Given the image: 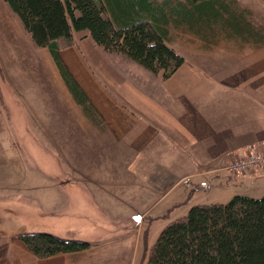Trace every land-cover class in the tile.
Masks as SVG:
<instances>
[{"label": "crops", "instance_id": "0c3cea01", "mask_svg": "<svg viewBox=\"0 0 264 264\" xmlns=\"http://www.w3.org/2000/svg\"><path fill=\"white\" fill-rule=\"evenodd\" d=\"M196 41L174 75L145 84L109 70L89 40L83 52L77 44L59 52L93 112L71 119L66 134L54 126L35 135L55 166L28 168L25 158L18 186L35 197L31 232L93 246L39 259L16 240L20 231H3L0 264H138L149 216L169 218L203 190L221 189L229 200L232 184L264 177V170L225 172L248 145L264 149V39ZM101 68L110 77L95 78ZM53 148L66 152V166ZM5 163L0 157V170Z\"/></svg>", "mask_w": 264, "mask_h": 264}, {"label": "trees", "instance_id": "16d2710c", "mask_svg": "<svg viewBox=\"0 0 264 264\" xmlns=\"http://www.w3.org/2000/svg\"><path fill=\"white\" fill-rule=\"evenodd\" d=\"M35 45L49 50L71 93L86 112L88 99L59 52L87 31L108 54H120L168 79L185 59L167 45L170 28H185L204 40L252 29L233 0H4ZM254 40H263L254 38ZM39 259L77 253L93 245L46 232L16 236ZM147 264H264V196L235 195L228 203L197 204L171 221L151 248Z\"/></svg>", "mask_w": 264, "mask_h": 264}, {"label": "rangeland", "instance_id": "374dc122", "mask_svg": "<svg viewBox=\"0 0 264 264\" xmlns=\"http://www.w3.org/2000/svg\"><path fill=\"white\" fill-rule=\"evenodd\" d=\"M224 1L230 3L232 0ZM233 2L239 10H247L244 16L251 26L252 34L245 36L249 40H254L259 35L264 39V0H233ZM74 34L77 48H81L83 52L84 44L89 40L93 47L92 52L103 56L101 63L104 62L109 70L117 72L123 70L125 72L123 74H127L129 79L136 83L145 84L149 80L157 82L159 77L161 78V74H153L123 55H109L94 43L89 32H74ZM170 35L172 40L167 42V45L188 61L191 55L190 47L196 46L199 42L196 40H204L189 33L185 28L171 27ZM241 37L232 34L213 40H243ZM93 71L98 80H102L99 75L110 77L104 68H101V72L97 69ZM74 81L78 82L77 79ZM82 112V106L66 85L49 50L35 45L20 19L4 0H0V157L5 156L6 161L4 169L0 170V236L3 231L18 230L21 233L34 231L29 227H32L37 219L35 212L32 211L34 204L31 203V199L35 197L24 195L18 186L19 177L24 175L20 173L22 160L26 158L28 168L55 166L54 159L49 158L50 150L45 148L41 150L40 144L45 142L35 141L34 136L41 137L45 133H50L54 126V133L66 134L70 127L69 121ZM53 155L57 158L55 160L59 166L64 167L68 164L64 150L53 148ZM26 175V180L28 177L31 180L34 173ZM256 180L232 184L227 190L233 193L229 200L225 198L226 194L221 189L218 192L211 190L208 195L203 190L189 198L187 204L173 212L169 218L153 220L155 214L149 216L143 228L144 234H147V249L142 243L139 252L140 257L145 254V261L139 260L138 264H147L149 252L164 227L171 221L187 215L189 209L199 203L198 201L207 204H225L235 195L263 197L264 192L261 193L260 190L264 189V177ZM211 193L213 198H210ZM41 215L40 213L38 217L41 218Z\"/></svg>", "mask_w": 264, "mask_h": 264}, {"label": "built area", "instance_id": "2783aa9c", "mask_svg": "<svg viewBox=\"0 0 264 264\" xmlns=\"http://www.w3.org/2000/svg\"><path fill=\"white\" fill-rule=\"evenodd\" d=\"M255 169H264V149L256 145H248L244 156L225 168L229 174H244L248 170Z\"/></svg>", "mask_w": 264, "mask_h": 264}]
</instances>
